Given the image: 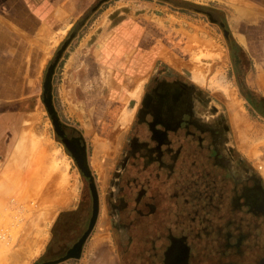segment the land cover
I'll list each match as a JSON object with an SVG mask.
<instances>
[{
  "label": "rangeland",
  "instance_id": "1",
  "mask_svg": "<svg viewBox=\"0 0 264 264\" xmlns=\"http://www.w3.org/2000/svg\"><path fill=\"white\" fill-rule=\"evenodd\" d=\"M76 10L77 14L61 26V30H65L51 40L42 72L35 86L31 83V96L26 104L19 106L23 109L19 124L25 129L19 130L17 140L11 143L6 154L11 160L9 166L1 167L5 184L2 182L4 185L0 186V264H164L166 248L173 252L182 246L181 234L186 231L187 224L198 221L197 216L203 215L204 210L197 208V202L205 203L204 209L210 208L211 196L203 193L202 188H190L188 182L182 190L181 186L173 185L167 192L170 207L166 209L164 225L137 220L135 224L141 227L133 226L128 230V225L123 226L120 235L113 228L109 185L119 168L121 147L126 146L131 128L137 124V114L129 108L130 103L133 99L142 100L144 85L138 92L133 88L129 90L133 81L124 75L117 79L112 76L107 69L112 66L102 63L97 45L93 43H102L120 24H131L135 19L144 24L150 19L148 15L157 19L162 12L180 15L181 24L194 22L205 28L207 31L200 35L208 34L212 39L203 43L202 50L213 51L219 59L211 64L204 58L196 59L197 64L181 66V74L188 77V70L194 72L189 76L190 81L217 106L219 115L228 122L234 156L243 158L263 180L264 116L256 112L242 94L223 35L205 16L156 0L80 1ZM157 12L160 13L154 14ZM188 36L189 33H181V47L193 51L194 45ZM181 55L185 56L182 52ZM57 56L51 89L46 91L47 74ZM162 69L175 71L160 65L154 75ZM151 81L146 83V89ZM108 93L111 98L106 100ZM47 98L51 99L62 129L68 128L71 135L81 138L91 177L80 167L74 150L64 142V133L59 134L45 102ZM119 100L125 112H121ZM56 160L59 165H55ZM88 178L94 182L98 196L96 222L80 256L60 261L90 228L93 198ZM134 216L138 215L126 211L122 220L128 223ZM193 224L196 227V223ZM212 226L214 224L209 223V227ZM207 233L206 238L202 237L205 247L197 253L193 247L188 264H208L209 261L217 264L207 250L211 243L214 248L213 243L220 241ZM33 236L38 237L37 240ZM132 236L141 241L135 253L134 246L129 244ZM195 241L189 238L187 243L195 244ZM229 242L235 243V239ZM240 249L244 254L245 245L241 244ZM119 250L124 253L131 250L134 256H120ZM260 254H255L251 248L250 254H240L238 258L246 264H254ZM236 256L238 254L230 251L224 258Z\"/></svg>",
  "mask_w": 264,
  "mask_h": 264
},
{
  "label": "flooded vegetation",
  "instance_id": "2",
  "mask_svg": "<svg viewBox=\"0 0 264 264\" xmlns=\"http://www.w3.org/2000/svg\"><path fill=\"white\" fill-rule=\"evenodd\" d=\"M249 98L255 111L264 116L263 98ZM136 118L109 185L110 220L119 235L123 226L128 225V230L138 227L137 220L164 225L170 207L167 192L173 185L182 190L188 182L190 188L210 193L212 205L204 209L206 204L197 202L203 215L193 221L196 227L193 223L185 225L182 246L173 252L166 248L164 264H188L193 247L194 253L205 247L202 237L206 238L207 232L220 241L214 246L223 250L217 264L230 251L238 254L229 257L234 262L231 264H237L240 254H250L251 248L255 254L264 253V180L243 158L234 156L228 122L201 89L182 74L162 69L145 91ZM63 133L72 141L73 150L82 147L79 136L71 135L68 128ZM91 192L93 218L95 196ZM126 211L138 216L126 223L122 220ZM209 223L214 226L209 227ZM189 238L197 242L187 243ZM232 239L235 243L229 242ZM140 242L130 237L134 253ZM241 244L246 248L244 254ZM131 252L119 250L120 256L133 257ZM255 259L254 264H264V254Z\"/></svg>",
  "mask_w": 264,
  "mask_h": 264
},
{
  "label": "crops",
  "instance_id": "3",
  "mask_svg": "<svg viewBox=\"0 0 264 264\" xmlns=\"http://www.w3.org/2000/svg\"><path fill=\"white\" fill-rule=\"evenodd\" d=\"M80 1L89 0H0V186L5 184L1 167L4 169L5 164L8 167L11 161L6 158L11 143L17 140L19 130L25 129L19 124L23 113L19 106L31 96V83L35 86L42 72L51 40L65 30L61 26L68 18L77 14ZM156 1L208 18L223 35L242 94L252 107L250 96H259L264 101V0ZM157 16L152 19L148 15L150 19L144 24L138 19L120 24L102 43H93L102 63L112 66L104 67L112 76L117 79L124 75L133 81L129 90L138 92L144 85L142 98L147 90L145 85L158 66L172 67L181 75V66L186 63L197 64L196 59L204 58L211 64L219 59L213 51L202 50L203 43L212 39L208 34L200 35L207 31L205 28L194 22L181 24L180 15L162 12ZM181 33L190 34L187 38L192 39L193 51L181 47ZM193 73L188 70L187 74ZM107 98H111L110 93ZM117 103L123 112L121 101ZM140 103L141 100L133 99L129 108L137 114ZM121 118L124 119L123 114Z\"/></svg>",
  "mask_w": 264,
  "mask_h": 264
},
{
  "label": "water",
  "instance_id": "4",
  "mask_svg": "<svg viewBox=\"0 0 264 264\" xmlns=\"http://www.w3.org/2000/svg\"><path fill=\"white\" fill-rule=\"evenodd\" d=\"M57 59H58V56L55 58L54 63L51 66V68L49 69V72L47 74L46 84H45L46 91H50V89H51V87H50L51 84L50 83H51V78H52V75H53V72H54V67H55V64L57 62ZM45 102H46V104L48 106V110L51 112V114L53 116V122H54L59 134L63 135V129L61 127V123L59 121V118L54 113V108H53V106L51 104V99L47 98L45 100ZM64 142L69 147H72V141H70L69 139L64 138ZM73 154L77 158L80 167L84 170V172L88 176H90L89 167L87 165L85 149H83V148L80 149L79 148V149H77V151L74 150ZM91 187H92V190H93V193H94V196H95V205H94V216L92 218V221H91V224H90V228L85 232V234L81 237V239L75 244L74 248H72L65 257L61 258L60 261L68 259V258H71V257H79L80 256L81 251L83 249L84 242L87 239L89 233L91 232V230H92V228H93V226H94V224L96 222L97 215H98L99 203H98V196H97V193H96V188L94 186V182H91ZM50 263L51 262H48V263H45V264H50ZM37 264H40V263H37Z\"/></svg>",
  "mask_w": 264,
  "mask_h": 264
},
{
  "label": "trees",
  "instance_id": "5",
  "mask_svg": "<svg viewBox=\"0 0 264 264\" xmlns=\"http://www.w3.org/2000/svg\"><path fill=\"white\" fill-rule=\"evenodd\" d=\"M204 243H205V242L202 240V244H204ZM204 245H205V244H204ZM213 245H214V244H213ZM207 251L210 252V256H215V258H218V259H220V256H219V255H221L222 252H223L221 246H219V247H215V246H214V248H213L212 243H211V245H210V247L208 248ZM237 258H238V257H237ZM238 259H239V258H238ZM229 261H230L229 258H227V259L222 258V263H221V264H228ZM239 262L242 263V260L239 259ZM231 263H234V262H231V261H230L229 264H231ZM257 263H258V262H257ZM257 263H256V264H257ZM206 264H207V263H206ZM208 264H211L210 261L208 262ZM219 264H220V263H219Z\"/></svg>",
  "mask_w": 264,
  "mask_h": 264
},
{
  "label": "bare ground",
  "instance_id": "6",
  "mask_svg": "<svg viewBox=\"0 0 264 264\" xmlns=\"http://www.w3.org/2000/svg\"><path fill=\"white\" fill-rule=\"evenodd\" d=\"M101 138H102V137H101ZM103 139H105V138H103ZM103 143H105V142H103ZM55 163H56L55 165H59V164H57V163H59L57 160H56ZM55 165H54V166H55ZM56 167H58V166H56ZM43 201H44V198H43ZM34 203H35V202H34ZM42 203H43V202H42ZM34 205H35V204H34ZM37 206H38V205H37ZM40 216H41V215H40ZM36 224H37V223H36ZM29 225H30V224H29ZM28 227H30V226H28ZM36 228H37V227H36ZM30 229H31V228H30ZM28 230H29V229H28ZM37 233H38V232H37ZM41 233H42V232H41ZM30 235H31V234H30ZM35 235H36V234H35ZM40 235H42V234H39V236H40ZM33 237H34V236H33ZM37 238H38V237H34L35 240H37ZM40 239H41V238H40ZM40 239H39V240H40ZM29 240H30V239H29ZM29 240H28L27 244L29 243ZM30 241H32V240H30ZM33 241H34V240H33ZM36 242H37V241H36ZM39 242H40V241H39ZM37 243H38V242H37ZM37 243L34 244V245H37ZM32 245H33V244H32ZM38 245H39V244H38ZM36 247H38V246H36ZM30 248H31V250H32V247H30ZM39 248H40V247H39ZM25 249H26V251H27V248H25ZM34 250H35V248H34ZM38 251H39V250H38ZM36 252H37V251H35V253H36Z\"/></svg>",
  "mask_w": 264,
  "mask_h": 264
}]
</instances>
